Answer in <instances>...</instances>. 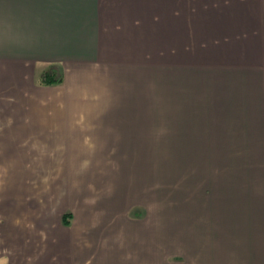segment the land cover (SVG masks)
I'll use <instances>...</instances> for the list:
<instances>
[{"label": "crops", "instance_id": "crops-1", "mask_svg": "<svg viewBox=\"0 0 264 264\" xmlns=\"http://www.w3.org/2000/svg\"><path fill=\"white\" fill-rule=\"evenodd\" d=\"M221 7L195 37L190 0H0V264H158L170 216L162 241L151 204L125 200L111 211L84 200L69 206L66 227L67 206H57L67 187L52 177L69 174L90 143L116 140L111 127L119 137L121 123L136 126L122 113L155 107L144 95L159 76L170 102L167 158L182 162L169 164L167 180L188 192L169 193L167 208H184L183 223L200 230L183 232L187 252L175 264H264V0ZM47 70L61 83L44 84ZM190 76L198 91L187 98L181 78ZM140 117L147 130H123L118 141L159 142L157 117ZM231 176L263 179L261 197L237 208L225 197Z\"/></svg>", "mask_w": 264, "mask_h": 264}, {"label": "rangeland", "instance_id": "rangeland-1", "mask_svg": "<svg viewBox=\"0 0 264 264\" xmlns=\"http://www.w3.org/2000/svg\"><path fill=\"white\" fill-rule=\"evenodd\" d=\"M232 1L234 0H190V14H187V18L188 16L190 18L191 34H194L195 37L198 36V25H203L204 21H208L209 25H211L210 18L213 16L212 13L216 12L215 15L222 13L223 7L221 5L224 2ZM192 38L190 35V39ZM48 71L54 70H47L46 72ZM192 77L181 78L186 85L184 90L188 94L186 95L187 98H189V94L195 96L198 91L196 82ZM165 81H167L165 76L149 79V90H146L148 94L144 95V99L153 97L158 100L155 107L149 103L150 100H147L141 106H132V116L129 117L128 105L126 106L125 113H122L125 114L123 121H127V123H133L132 121H135L136 126L130 125L131 128H127V125L123 126L121 123L118 126L120 127L119 137L116 134L115 128L111 127L107 137L112 140L113 137H117L116 140L104 143H90L89 146L91 149L89 151H87L88 149L84 150V152L79 150L76 158L72 157L69 174L62 176L60 179L57 176L52 178H56V182L62 180L63 188L65 189L67 187L66 192H63L62 204L57 206V211L64 210L65 206H67L62 218L63 225L66 227H69L72 215L69 206L76 204V202H80V205L82 203L85 204L84 200H89L88 204L92 205V208L95 207L96 210L106 209L111 211L117 208L118 205L124 204L125 200H141L147 205L151 204L152 206L149 207H151L152 214L156 216L159 237L162 241H165L166 226H169L165 222L166 216H170L168 218L173 221L172 225L174 228L172 230L174 233H168L165 243L162 244L159 242V248H162V251L159 254L158 264H165L166 262L168 264L170 262L175 264L178 262L182 263L184 256H186L187 244L184 241L183 232H189L191 236H195L200 230H197L196 224L183 223V220L186 218L183 217L186 214L184 208H167L172 199L171 195L169 198V193H175V196L182 195L179 193L182 191L181 186L175 188L172 184L169 185L167 168L171 163H176L174 164L175 166H182V162L177 159L172 161L167 158L168 142L163 135L165 134L167 122L169 121V112L166 109L170 102L168 101V95L163 94L164 90L162 91L161 89V84ZM184 83H182V86ZM125 88L128 91V84H126ZM121 90L122 86H120ZM180 92L183 94L182 88ZM181 99L185 98L181 97ZM177 101L179 102V99ZM180 103L182 104V101ZM141 111H146L147 114L157 117L154 123L158 125L157 134L159 135V142L149 144L145 142L121 143V140L118 141V138L122 139L123 130L125 133L127 130H132L138 134H140L142 129L147 130L143 118L141 119L140 117ZM150 122L153 121L151 120ZM112 125L115 126V124ZM149 133L143 138H149ZM142 134L144 133L142 132ZM86 154H89V158L85 161L83 156ZM186 156L188 162H193V164L198 162L193 153H187ZM222 173L226 178L229 175L227 171H222ZM230 178L228 179L229 181L227 180V187L230 188L226 190L225 197L229 201H232L233 204L240 203L237 208H242L243 205L247 204H244L247 199L246 196L254 198V194H256L261 197V189L259 186H261L263 179H261L259 185L258 183L255 184L256 181L252 179L243 182L240 180L234 181L232 176ZM234 185L236 188H234ZM182 192L188 193L187 191ZM207 194L204 195L203 193L198 196L197 201L199 200V204H207L210 202L211 197ZM182 206L186 207V204L182 202ZM139 209L143 208H135L134 211ZM140 213L145 215V212ZM164 253L165 255H163Z\"/></svg>", "mask_w": 264, "mask_h": 264}, {"label": "trees", "instance_id": "trees-1", "mask_svg": "<svg viewBox=\"0 0 264 264\" xmlns=\"http://www.w3.org/2000/svg\"><path fill=\"white\" fill-rule=\"evenodd\" d=\"M62 76L59 71H48L43 76V83L44 84H54V83H61Z\"/></svg>", "mask_w": 264, "mask_h": 264}]
</instances>
